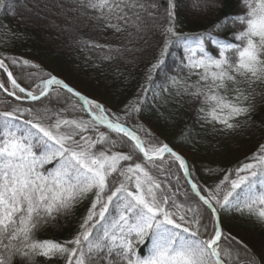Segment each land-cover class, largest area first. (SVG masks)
<instances>
[{"label": "snow or ice", "instance_id": "obj_1", "mask_svg": "<svg viewBox=\"0 0 264 264\" xmlns=\"http://www.w3.org/2000/svg\"><path fill=\"white\" fill-rule=\"evenodd\" d=\"M72 2L77 4L72 11L90 9L96 14L92 18L103 21L105 28L115 34L126 32L128 37L150 30L149 20L155 19L152 9L158 6L156 0ZM242 6L243 14L230 21L240 29L234 42L209 34L217 48L213 55L205 47L204 36L176 33V4L167 0L163 46L146 73L151 82L152 73L165 63L172 38L184 41L180 72L186 75L169 76L171 87L177 96L187 95L200 103L202 119L228 131L240 126L239 118L252 109L256 86L264 84V0H242ZM226 26L227 22L215 27L219 31ZM93 47H107L105 58H112L110 45ZM17 62L11 59L13 65ZM22 63L38 67L27 60ZM0 70L7 74L0 89L16 101L43 103L54 93L59 96V90L75 98L71 108L59 111L20 104L0 111V264H14V259L37 264L38 257L63 258L65 264H233L231 245L220 243L228 238L218 209L246 213L264 223V144L248 158L250 162L229 169L214 188H202L188 161L142 124L137 128L148 139L102 103L54 75L44 79L46 74L36 73L39 82L33 81L30 90L17 81L4 59ZM125 109L126 116L139 113L140 101H131ZM101 126L107 131H101ZM166 157L183 172L190 190L180 191L179 176L174 186L153 174L155 169L165 175ZM86 200L89 206L72 239L36 238L38 230L59 223ZM142 245L148 247L146 255L141 254Z\"/></svg>", "mask_w": 264, "mask_h": 264}, {"label": "trees", "instance_id": "obj_2", "mask_svg": "<svg viewBox=\"0 0 264 264\" xmlns=\"http://www.w3.org/2000/svg\"><path fill=\"white\" fill-rule=\"evenodd\" d=\"M174 2V23L178 35L188 38L204 36L205 47L213 55L217 54V48L208 38L209 34L212 38L234 42V33L240 29L230 21L245 11L242 0ZM156 3L157 8L152 9L155 19L149 20L150 30L141 33L140 37H128L126 32L115 34L105 28L103 21L92 18L96 14L90 9L72 11L77 7L72 0H4L5 7L0 8V59L5 60L9 71L22 86L30 90L34 88L33 81L39 82L36 73L46 74L42 77L44 79L54 75L85 96L102 103L143 139H148L145 131L137 128L142 124L153 137L167 143L188 161L194 179L202 188H214L229 169L250 162L248 158L264 144V84L256 86L254 98L250 99L252 109L247 116L239 118L240 126L228 131L220 124L202 119L200 103L187 95L177 96L171 87L169 76L186 75L180 72L181 60L185 56L184 41L172 38L165 63L152 73V81L148 82L147 69L159 56L167 27V0H156ZM226 22L225 28L216 30V25ZM93 44L110 45L112 58H105L109 51L107 47L99 49ZM12 58L18 61L17 64L11 63ZM24 60L38 67L23 65ZM6 76L0 70V81H5ZM6 86L9 88L10 84ZM59 92V96L54 93L41 103L16 101L0 89V111H10L16 104L21 107L47 106L53 111L71 108L75 98L64 90ZM135 100L140 101L141 111L126 116L125 106ZM78 115L88 119L84 113ZM100 130L107 131L103 126ZM110 135L117 138L115 133ZM170 160L166 157L163 163L165 175H160L155 169L153 174L161 180H169L174 186L179 176L180 191L190 190L183 172ZM169 170L171 175L167 174ZM177 198L181 203L185 202L183 196ZM88 206L89 201H84L67 218L38 230L36 238L58 242L72 239ZM218 213L222 232L228 238L220 243L222 247L231 245L233 264H249L251 261L264 264V223L255 216L231 209H218ZM140 249L142 255L147 254L148 247L142 245ZM14 264H20L19 259H14ZM37 264H65V261L63 258L49 260L38 257Z\"/></svg>", "mask_w": 264, "mask_h": 264}, {"label": "rangeland", "instance_id": "obj_3", "mask_svg": "<svg viewBox=\"0 0 264 264\" xmlns=\"http://www.w3.org/2000/svg\"><path fill=\"white\" fill-rule=\"evenodd\" d=\"M197 1V3H200V2H202L203 0H196ZM209 1V0H208ZM194 2H195V0H194ZM40 13H43V11H40ZM63 80V79H62ZM10 87L11 86H9V89H10ZM98 102V101H97Z\"/></svg>", "mask_w": 264, "mask_h": 264}, {"label": "water", "instance_id": "obj_4", "mask_svg": "<svg viewBox=\"0 0 264 264\" xmlns=\"http://www.w3.org/2000/svg\"><path fill=\"white\" fill-rule=\"evenodd\" d=\"M62 80V79H61ZM55 86V85H54ZM219 215V214H218ZM219 220H220V218H219ZM220 225H221V223H220ZM222 228V227H221Z\"/></svg>", "mask_w": 264, "mask_h": 264}]
</instances>
